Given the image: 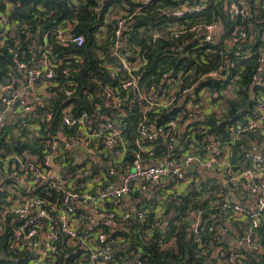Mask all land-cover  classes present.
<instances>
[{
	"label": "trees",
	"instance_id": "1",
	"mask_svg": "<svg viewBox=\"0 0 264 264\" xmlns=\"http://www.w3.org/2000/svg\"><path fill=\"white\" fill-rule=\"evenodd\" d=\"M226 1L208 0L203 13H189L180 18L167 16L162 10L177 7V0H150L147 4H143L142 0H0V10L8 9L9 19L14 23L9 45H12L15 39H20V46L16 48L19 59L26 60L30 65L37 64L36 59L42 56L38 45L46 44L43 35L37 37V30L43 34L49 32L47 44L53 47L58 58V67L53 79L59 81L61 86L73 82L75 90L71 97H67L62 89L56 90L45 100L46 103L38 105L25 116L20 113L6 120L4 127L0 129V177L7 176L2 185L6 188L14 184L19 185L16 178L10 174L19 169L18 163H14L16 160L38 165L45 159V155L50 151L45 141L49 135L59 130L69 135L78 134L77 128L63 123L66 108H71L74 115L88 112L94 116L99 102L97 90L102 91L106 86H119L120 82L128 77V73L123 70L121 75L115 78L108 67V64L122 67L120 60L107 52L112 43L116 19L112 17L111 22L106 24V37L98 36V32L110 9L115 16L122 14L121 12L131 14L136 7H140V10L134 14L130 44L134 48H140V55L146 60L137 71L138 87L142 89L153 84H163L169 76H176L180 71H185L182 88H194V93L188 96V100L194 98V103L202 109L206 107L205 102L215 107L207 111L205 119L192 121H188L187 115L183 116L184 108L178 104L167 109L147 112L152 128H156L160 133L155 152L160 156L178 158L190 141L198 143L201 147L203 143L217 140L223 147L230 146V163L237 171L248 169L251 160L247 153L253 152L256 146L264 153V124L243 130L258 104L255 99L264 100V51L260 53L261 49L264 50V6L262 0H247L248 9L232 20L226 13ZM96 7L101 9L96 10ZM213 19L219 20L221 29L212 43H203L200 35L182 32V26L189 29L195 23L211 22ZM66 20L75 24L74 34L85 36L83 45L59 44L56 33L59 25ZM96 23L98 26H95ZM238 27L247 30V39L239 43L230 42L229 34ZM153 31L159 34L156 39L152 35ZM32 49L33 52L30 53ZM14 58V52L9 50L8 45L0 46V82H11L8 72L15 66ZM215 70L219 71V77L209 76L201 80L202 75ZM226 72L229 73L228 79L222 77ZM202 90H206L207 94L202 95ZM252 95L256 98L253 99ZM139 108L136 102L128 105V115L125 116L116 110H102L108 118L112 116L113 111L116 112L115 115L127 125L124 136L130 143L129 155L137 148L135 141L139 137L138 124L144 117ZM49 113L52 116L47 120ZM172 122L178 125L173 134L177 139L182 136L180 144L172 142L171 137L167 136L172 133ZM33 125H36L37 129L32 128ZM161 127L164 132H161ZM232 127L241 129L236 138L232 136ZM182 131L185 132L181 134ZM170 144H173L177 155H172ZM11 155L19 159H9ZM129 155L126 157L128 163L131 161ZM69 168L75 167L71 165ZM101 169L102 167L96 164L92 168L93 174H88L83 181L91 179ZM208 170L211 169H205ZM212 171L221 174L227 182H223L224 179L218 175L207 176L208 180L204 181L201 175L190 169L187 176L197 175L199 182L191 181L185 190L175 191V194L168 198V202L163 204L159 203L158 197L150 200L148 207L153 208L148 215V224L142 227L144 230L153 226L150 238L142 233L140 223L114 232L110 240L122 237L123 241L116 247L127 248L126 252H119L122 257L118 258L119 262H124L126 255L132 259L133 252L143 259L146 257L147 264H218L209 250L223 245L229 254L237 255L240 252L244 255L238 257L235 264H264V211L258 217V226L254 228L253 213L250 210H247V218L233 216L231 207L223 208L225 196L231 199L230 193L239 192L242 189L240 185L245 184V179L235 183L231 181V176L227 177L216 169ZM68 182H71L70 178ZM176 183L175 179H171L169 184H163L165 186L160 188L158 193ZM7 196V191L0 190V205L7 202ZM15 196H40L52 202L63 198L62 191L48 183L34 184L31 190L19 185ZM235 202L238 201L231 203L234 205ZM159 205L164 207V213L157 216L156 209ZM192 210L202 212L200 234L205 250L195 240L192 231ZM2 222L4 233L0 234V264L25 263L29 259L26 253L10 250L11 218L8 217ZM163 224L166 225L165 228ZM248 235L260 243L262 250H255L245 244ZM161 240L168 246L163 247ZM77 256L73 249L63 246L57 264H86L78 260Z\"/></svg>",
	"mask_w": 264,
	"mask_h": 264
},
{
	"label": "built area",
	"instance_id": "2",
	"mask_svg": "<svg viewBox=\"0 0 264 264\" xmlns=\"http://www.w3.org/2000/svg\"><path fill=\"white\" fill-rule=\"evenodd\" d=\"M149 1L142 0L143 4H147ZM177 1V7L162 9L167 16L181 18L189 13L201 14L208 5V0ZM262 2L264 6V0ZM225 3L226 13L232 20L248 9L247 0H232L230 3L227 0ZM95 9L100 10L101 8L96 7ZM139 10L140 7H136L131 14L121 12L122 14L113 16L110 9L104 19V24L99 26L98 36L106 37V24L111 22L112 17L116 19L112 43L107 52L119 59L122 67L113 66V64H108V67L113 77L120 76L123 70L128 73V77L123 79L119 86H106L102 91L97 90L99 102L95 115L92 116L88 112L74 115L71 113V108H66L63 123L71 128H77L78 134L69 135L59 130L55 134L49 135L45 141L49 145L50 151L38 165L27 164L14 155L8 157L9 159H19L14 162L18 163L19 169L10 174L16 178L20 186L31 190L34 184L48 183L62 191L63 195V198L56 202L40 196L17 198L15 191L19 185L14 184L6 188L2 182L7 176L6 178L5 176L0 177V190L8 193L7 202L0 205V234L4 233V222L2 221L10 217L12 229V238L9 241L10 250L26 253L29 259L23 264H57L63 246L73 249L78 255V260L86 264H147L146 257L143 259L133 252L131 253L132 259L126 255V260L120 263L118 258L122 257L119 256V252H126L127 248L116 247L123 241L122 237L113 240L110 238L118 229L125 230L128 225L137 223L141 224L142 233L150 238L153 234V226L144 230L142 228L148 224V215L153 208L152 206L148 207L150 200L158 197L159 203L163 204L165 201L168 202V198L171 194H175V191L189 185L191 181H188L187 171L193 165H197V168L201 169H216L227 177L231 176V181L235 183L244 178L247 190L257 199V209L252 215V228L258 226V217L264 211V153L256 148L257 146L254 147L253 152L247 153L251 160V166L241 172L237 171L230 163V146L223 147L222 143L217 140L203 143L201 147L198 146V143L190 141L188 147L178 158L160 156L155 152V144L160 133L156 128H152L147 112L155 109H167L178 104L179 107L184 108L183 116L187 115L188 121H192L205 119L208 109L205 110L196 105L194 98L188 100V96L194 93V88H182L185 71H180L176 76H169L163 84H153L142 89L138 87L137 71L145 64L146 60L140 55V48L131 46L130 37L134 14ZM13 25L14 23L9 19L8 9L0 10V46L8 45L9 50L15 55V66L8 72L11 82H0V102L11 109L10 117L0 111V129L4 127L7 119L20 113L25 116L38 105L46 103L45 100L56 90L62 89L67 97H71L75 91L73 82L61 86L59 81L53 79L58 67V58L53 47L47 44L49 32L43 34L37 30V37L43 35L46 44L38 45L42 56L36 59L37 64L30 65L26 60L19 59L16 52V48L20 46V39H15L12 45L8 43L13 35ZM95 26H98V23ZM74 28L75 24L70 20L59 25L56 36L60 45L76 44L81 46L84 44L85 36L74 34ZM220 29L221 23L218 19H213L211 22L195 23L189 29L182 26L184 34L190 32L189 34L200 35L203 43H212ZM152 35L154 39L159 36L156 31H153ZM81 37L83 38L82 43L80 42ZM247 37V30L238 27L229 34V41L244 42ZM33 47L36 49V45ZM32 52L33 49L30 53ZM65 72L68 73L67 70ZM20 75L22 77L17 79H21L22 83L18 85L17 79L15 83V78ZM209 76L219 77L220 74L218 70H215L202 75L201 80H205ZM222 77L228 79L229 73L226 72ZM50 89L52 90L50 91ZM206 94V90H202V95ZM252 98L255 99L256 96L252 95ZM255 100L258 101V104L243 130L261 127L264 124V100L260 98ZM135 102L139 105L144 117L138 124L139 137L135 141L137 148L133 150V156L128 163L126 157L129 155L130 143L124 136L127 125L119 116L115 115L116 112L113 111L112 116L108 118V116H104L102 110H116L125 116L128 115L127 106L133 105ZM210 108L209 110H212L215 107L210 106ZM51 116L52 114L49 113L47 120ZM116 119L118 122L115 121ZM171 126L172 133L167 136H170V140L176 143L178 140L173 133L178 125L176 122H172ZM32 128L37 129V126L33 125ZM160 130L164 132L163 127ZM240 131L241 129L232 127L233 138L238 137ZM69 148L80 150L82 153L78 152L77 158H71L66 150ZM170 149L173 152L172 155H177L173 144H170ZM90 151L92 155L89 154ZM108 153L110 154L108 169L114 172L113 176H109L105 171L103 164L105 165L106 162L96 158V154L102 158H108ZM56 164H59L63 174L54 170L52 165ZM96 164L102 167L101 171L91 179L83 181L88 174H93L92 168ZM71 165L75 168L70 169ZM121 172L117 185L112 186L115 174ZM69 178L71 179L70 183L68 182ZM171 179H175L177 182L171 188L161 190L159 193L156 188L157 191L150 194L148 198L143 196L146 192L150 193L153 184L162 188L165 186L163 181L170 183ZM136 195L140 198L142 196L144 199L137 208L131 209L124 198ZM231 202L233 200L228 199L226 195L223 208L231 207L233 216L249 217L247 209L242 204L235 202L236 204L233 205ZM156 212L157 216L162 215L164 207L159 205ZM94 216L97 219L95 222H93ZM190 218L194 219L192 231L195 240L205 250L200 234L202 212L192 210ZM163 226L166 227V225ZM245 244L255 250H262L260 243L253 240L250 235L246 236ZM162 246L167 247L168 244L162 242ZM209 251H212L218 264H235L238 257H244L240 252L237 255L229 254L223 245L215 246Z\"/></svg>",
	"mask_w": 264,
	"mask_h": 264
},
{
	"label": "crops",
	"instance_id": "3",
	"mask_svg": "<svg viewBox=\"0 0 264 264\" xmlns=\"http://www.w3.org/2000/svg\"><path fill=\"white\" fill-rule=\"evenodd\" d=\"M260 53L262 54L263 53V49H261L260 50ZM263 66H264V53H263ZM21 74V73H20ZM19 77H22V75H20V76H18V77H16L15 78V83H16V79L17 78H19ZM17 81H18V85H21V83H22V80L21 79H17ZM205 105L204 106H206L205 107V109H211L210 108V103H207V102H205L204 103ZM220 107V106H219ZM181 134H183V131L181 132ZM182 139V136L181 137H179V139H177L178 141L176 142V144H180V140ZM68 152H69V154H70V157L71 158H77L78 157V152H81L80 150H75V149H71V148H69V149H66ZM82 153V152H81ZM89 154L90 155H92V152L90 151L89 152ZM109 153H108V158H102V157H100L99 155H97L96 154V158L97 159H101L104 163H105V165L103 164V167H104V169H105V171H107V173H108V175L109 176H113V173L114 172H111V171H109V169H108V162H109ZM105 157V156H104ZM129 166V165H128ZM52 167L54 168V170H58V171H60V173L61 174H63L64 172L62 171L61 172V169H60V166H59V164H56V165H52ZM191 170H192V167L190 168ZM126 170H128V169H126ZM125 170V171H126ZM190 171V170H189ZM194 171H196L197 172V174L198 175H201V177H203L202 179L204 180V181H206V180H208V178H207V176H214V177H216L218 174L217 173H214L215 171H212V169L211 170H208V171H205V169H201L200 167H198V168H196V169H194V170H192V172H194ZM123 172V171H122ZM122 172L121 173H116L115 174V176H114V184L112 185V186H115V185H117V181L119 180V176H120V174H122ZM124 173V172H123ZM218 176H220V177H222V175L221 174H219ZM219 177V178H220ZM218 178V179H219ZM223 178V177H222ZM224 180H222L221 178H220V180H222L223 182H227L226 180H225V178H223ZM193 180H196V181H198L199 182V180H200V178H198L197 177V175H191V176H189V178H188V181H193ZM164 183H165V185H167V183H166V181L164 180L163 181ZM119 184V183H118ZM169 184V183H168ZM211 185H213V184H211ZM240 187L242 188L239 192H231L230 193V195H231V199L233 200V201H238V203H240V204H242L247 210H250L253 214L255 213V210L257 209V199H256V197L253 195V194H251L248 190H247V188H246V186H245V184H243V185H240ZM156 188H157V190H159L160 188H159V186H157V185H155V184H153L152 186H151V188H150V193H148L147 194V192L145 193V194H143V196H146L147 198H148V196L150 195V194H152L153 192H155V191H157L156 190ZM163 188V187H162ZM185 190L186 188L185 187H181V190ZM144 199V198H143ZM142 196H141V198H135V197H132V196H125V198H124V200H125V202H127L128 203V205H129V207L131 208V209H134V208H137L138 207V205L142 202ZM146 200V199H145ZM160 204H162V203H160ZM162 209V208H161ZM97 219H96V216H94L93 217V222H95ZM165 224V223H164ZM163 224V225H164Z\"/></svg>",
	"mask_w": 264,
	"mask_h": 264
},
{
	"label": "water",
	"instance_id": "4",
	"mask_svg": "<svg viewBox=\"0 0 264 264\" xmlns=\"http://www.w3.org/2000/svg\"><path fill=\"white\" fill-rule=\"evenodd\" d=\"M0 111L1 112H4L5 113V115L7 116V117H10V115H11V109H8L4 104H2L1 102H0ZM116 122H118V119H116L115 120ZM129 158L131 159L132 158V155H129ZM197 168V165H193L192 166V170H194V169H196ZM194 222V219H191V223H193Z\"/></svg>",
	"mask_w": 264,
	"mask_h": 264
},
{
	"label": "clouds",
	"instance_id": "5",
	"mask_svg": "<svg viewBox=\"0 0 264 264\" xmlns=\"http://www.w3.org/2000/svg\"><path fill=\"white\" fill-rule=\"evenodd\" d=\"M235 7V6H234ZM80 42L82 43L83 42V38L81 37L80 38ZM69 95H71V93H69Z\"/></svg>",
	"mask_w": 264,
	"mask_h": 264
}]
</instances>
